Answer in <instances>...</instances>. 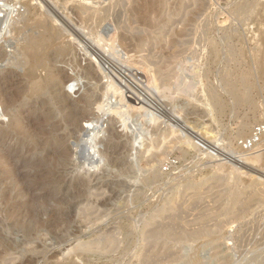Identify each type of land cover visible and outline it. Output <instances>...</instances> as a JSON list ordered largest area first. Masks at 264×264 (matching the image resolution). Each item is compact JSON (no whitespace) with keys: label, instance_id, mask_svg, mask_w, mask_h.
Here are the masks:
<instances>
[{"label":"rangeland","instance_id":"obj_1","mask_svg":"<svg viewBox=\"0 0 264 264\" xmlns=\"http://www.w3.org/2000/svg\"><path fill=\"white\" fill-rule=\"evenodd\" d=\"M98 1L2 2L17 11L4 31L11 47L0 48V104L29 79L44 81L42 67L27 75L33 54L21 46L51 24L68 48L42 50L57 87L72 101L95 95L83 113L107 131L99 142L105 163L94 169L74 155L79 130L69 131L74 149L61 167L49 138L40 137L52 156L0 130V151L13 155L0 165V188L12 190H0V264H264V137L253 151L242 146L264 127V0ZM55 94L51 87L20 98L8 112L1 104L0 127L18 118L33 129L46 108L56 111ZM126 100L133 104L125 111Z\"/></svg>","mask_w":264,"mask_h":264},{"label":"bare ground","instance_id":"obj_2","mask_svg":"<svg viewBox=\"0 0 264 264\" xmlns=\"http://www.w3.org/2000/svg\"><path fill=\"white\" fill-rule=\"evenodd\" d=\"M98 1V0H97ZM3 2V1H2ZM53 2V1H52ZM99 2V1H98ZM83 3V2H82ZM41 4V3H40ZM47 4V3H46ZM4 5V4H3ZM44 5V4H43ZM51 5V4H50ZM53 5V4H52ZM5 6V5H4ZM87 7H88V5H86ZM85 6V7H86ZM98 6V5H97ZM107 6V5H106ZM7 7H9V6H7ZM11 7H13V6H11ZM15 7V6H14ZM13 7V8H14ZM45 7V6H44ZM69 7V6H68ZM91 6H89V8H90ZM102 7V6H101ZM24 8V7H23ZM60 8V7H59ZM70 8V7H69ZM25 9V8H24ZM23 9V10H24ZM52 9H54L53 7H52ZM72 9V8H71ZM105 9V8H104ZM59 10V9H58ZM67 10H69V9H67ZM97 10V9H96ZM95 10V11H96ZM102 10V9H101ZM62 11V10H61ZM23 12V11H22ZM86 12V11H85ZM100 12V11H99ZM1 13H3V11L2 10H0V15H1ZM51 13V12H50ZM57 13V12H56ZM59 13V12H58ZM62 13V12H61ZM68 13H69V11H68ZM82 13H84V12H82ZM94 13V12H93ZM109 13V12H108ZM32 14V13H31ZM106 14V13H105ZM54 15V14H53ZM70 15V14H69ZM75 15V14H74ZM92 15H94V14H92ZM102 15V14H101ZM145 15V14H144ZM51 16V15H50ZM61 15H59V17H60ZM97 16V15H96ZM104 16V15H103ZM106 16H107V14H106ZM47 17V16H46ZM71 17V16H70ZM78 17V16H77ZM141 17V16H140ZM94 18H96V17H94ZM93 18V19H94ZM99 18H100V16H99ZM18 19V18H17ZM23 19V18H22ZM50 19V18H49ZM57 19V18H56ZM75 19H76V17H75ZM147 19V18H146ZM65 20V19H64ZM73 20V19H72ZM79 20V19H78ZM107 20V19H106ZM94 21H95V19H94ZM54 22V21H53ZM69 22H71V20L69 21ZM104 22V21H103ZM102 22V23H103ZM64 23V22H63ZM62 23V24H63ZM17 24V23H16ZM82 24V23H81ZM96 24V23H95ZM98 24V23H97ZM77 25H79V24H77ZM76 25V26H77ZM45 27V29L42 31L43 33H40L41 34V36L40 37H35V39H34V37H33V39L34 40H31V38H30V42L28 43V42H24V40H23V42H24V44L25 45H22L21 47H24L25 48V50H27V51H29V52H31L32 54H33V60H32V63L30 64L31 66L29 67V69H28V76H31V78H32V76H34V74L36 75V71L39 69V68H43V69H45L46 71H47V73H46V75H45V79H44V81L42 82V83H38V82H36L35 81V79H29L30 81H32L31 83L30 82H28L27 80V82L28 83H25V85H24V88H20L19 89V91L17 92V93H15V94H12V95H9V98L6 100V98H5V102L3 101V104L5 103V105L4 106H6L7 108H6V110L5 109H3V110H1L2 108H1V106L3 105L2 103V105L0 104V117H2L1 115H3L4 113H1L2 111L3 112H8V108L10 107V106H14L15 104H16V102H18V104H19V99L20 98H31V97H33L34 95H37V94H39L42 90H49V88L51 89V87L52 88H54L55 90H56V94H55V97H54V99H55V105H56V111L58 110V113H56V111H54V109L52 110L50 107H48V109L50 108V110H47V108H46V110H45V112H44V118H45V116H53V117H55L56 119H54V118H52V119H49V120H46L45 119V121H44V118L43 117H41L40 115H39V117L37 118V120L36 121H34L35 122V125L33 126V129H28L22 122H21V120L20 119H14V120H10V122H8V124H6V125H4V126H2V127H0V130H1V133H2V135L4 136V135H8L9 134V136L10 135H12V134H14V135H16V138L15 137H12V138H14V139H16V141H18V142H26V143H29V146L31 145V142H32V144L33 145H35L36 144V146H37V150L39 151V152H41V153H43V152H47L48 151V153L50 154V152H49V149H48V145H47V143H43L42 142V140H41V138H43V140H45L46 138H49L50 140H51V143L53 142L54 144H56V146L57 147H59V151L56 153L54 150V152L56 153L55 154V156H54V159L52 160L53 162H55L57 165L56 166H64L65 164H68V162H70L69 161V157L71 156L69 153V151L70 150H72V149H74L75 150V152H74V155H76V157H77V159H79V158H81V157H83V158H85V160H89L90 162H91V164L93 163V165H94V163H96V162H98V161H100V160H103V156H102V153H101V150H100V145H99V142L101 141V139H102V137H103V135H105L104 134V132L105 131H107V130H105L106 128H105V121L104 120H101V119H97V120H95V118H94V120H92L93 118H90L89 117V115H87V114H84L83 112H84V110H86L87 109V107L91 104L92 105V103H93V101L96 99V98H94V96L95 95H92V94H89L88 96H84L83 98H80V100L79 101H72V100H70L69 98H68V96L65 94V93H63V90L61 91V90H59L60 88H58L57 87V84H58V79H55L54 77V74H52L51 72H53V71H50V69H49V58L47 57V54H45V52H42V50H44V47H47V46H49V48L48 49H50L51 47H53V45H57L58 46V51H60V52H64V51H66L68 48H67V46H66V44H62V46H60L59 45V43H57V39H58V36H59V32L60 31H58V29H56V28H54V27H52L51 26V24H47V25H44ZM56 26V25H55ZM64 26V25H63ZM62 26V27H63ZM65 27V26H64ZM63 27V28H64ZM70 27V26H69ZM78 27V26H77ZM86 27V26H85ZM85 27H84V29H85ZM88 27V26H87ZM113 27V26H112ZM30 28V27H29ZM61 28V27H60ZM81 28V27H80ZM79 28V29H80ZM116 28V27H115ZM28 29V28H27ZM33 29V28H32ZM65 29V28H64ZM70 29V28H69ZM76 29V28H75ZM116 29H118V28H116ZM115 29V30H116ZM78 30V29H77ZM81 30H83V29H81ZM120 30V29H119ZM140 30H142V29H140ZM5 30L4 29H2V28H0V48H2V47H8V46H10L11 45V41H10V39H8L9 37V35L8 36H6L8 33H6V35L4 36V34H5V32H4ZM8 31H11V29L10 30H8ZM15 31V30H14ZM64 31V30H63ZM68 31V30H67ZM84 31V30H83ZM30 32H33V30L32 31H30ZM62 32V31H61ZM65 32V31H64ZM88 32V31H87ZM87 32H85V33H87ZM134 32V31H133ZM139 32V31H138ZM141 32V31H140ZM12 33V32H11ZM66 33V32H65ZM76 33V32H75ZM82 33V32H81ZM136 33V32H135ZM134 33V34H135ZM143 33V32H142ZM67 34H68V32H67ZM70 34V33H69ZM80 34V33H79ZM89 34H90V32H89ZM88 34V35H89ZM92 34V33H91ZM98 34V33H97ZM111 34V33H110ZM144 34V33H143ZM11 35V34H10ZM29 35V34H28ZM31 35V34H30ZM35 35H37V34H35ZM85 35V37H86V34H84ZM87 35V36H88ZM3 36L5 37V38H3ZM12 36V35H11ZM15 36V35H14ZM19 36V35H18ZM81 36V35H80ZM90 36H93V35H90ZM133 36V35H132ZM149 36V35H148ZM147 36V37H148ZM23 37V36H22ZM31 37H32V35H31ZM75 37V36H74ZM134 37V36H133ZM11 38V37H10ZM17 38V37H16ZM18 38H20V37H18ZM89 38V37H88ZM93 38V37H92ZM98 37H96L95 39H97ZM149 38V37H148ZM23 39V38H22ZM24 39H25V37H24ZM28 39V38H27ZM94 39V38H93ZM114 39V38H113ZM133 39V38H132ZM140 39V38H139ZM146 39V38H145ZM69 40V39H68ZM71 40V39H70ZM88 40V39H87ZM137 40H138V38H137ZM19 41V40H18ZM81 41V40H80ZM101 41V40H100ZM99 41V42H100ZM113 41V40H112ZM76 42V41H75ZM98 42V43H99ZM18 43V42H17ZM86 43V42H85ZM92 43V42H91ZM96 43V42H95ZM21 44V43H20ZM70 44V43H69ZM97 44V43H96ZM102 44V43H101ZM136 44V43H135ZM50 45H51V47H50ZM55 45V46H56ZM17 46V45H16ZM56 46V47H57ZM70 46V45H69ZM76 46V45H75ZM79 46V45H78ZM104 46V45H103ZM11 47V46H10ZM84 47V46H83ZM98 47V46H97ZM78 48V47H77ZM92 48V47H91ZM109 48V47H108ZM52 49V48H51ZM57 49V48H56ZM101 49V48H100ZM105 49V48H104ZM107 49V48H106ZM22 50V49H21ZM54 50V49H53ZM1 51V50H0ZM26 51V52H27ZM51 51V50H50ZM49 51V52H50ZM69 51V50H68ZM102 51V50H101ZM15 52V51H14ZM17 53H18V51H16ZM42 52V53H41ZM56 52H57V50H56ZM106 52V51H105ZM108 52V51H107ZM46 53H48V52H46ZM70 53V52H69ZM87 53V52H86ZM89 53V52H88ZM87 53V54H88ZM96 53H99V50L98 49H96ZM95 53V54H96ZM101 53V52H100ZM113 53V52H112ZM13 54V53H12ZM19 54V53H18ZM17 54V55H18ZM49 54V53H48ZM54 54V53H53ZM58 54V53H57ZM75 54V53H74ZM90 54V53H89ZM110 54H111V52H110ZM17 55L16 56H13V58L15 57H17ZM62 55V54H61ZM73 55V54H72ZM99 55V54H98ZM108 55V54H107ZM113 55H116L115 53L113 54ZM67 56V55H66ZM91 56V55H90ZM149 56V55H148ZM18 57H20V55L18 56ZM92 57V56H91ZM98 57V56H97ZM11 58V57H10ZM12 58V59H13ZM79 58V57H78ZM100 58V57H99ZM99 58L97 59V61L99 60ZM111 58V57H110ZM117 58H118V56H117ZM4 59V58H3ZM62 59L63 58H61V61H62ZM92 59V58H91ZM90 59V60H91ZM139 59V58H138ZM141 59V58H140ZM144 59V58H143ZM1 60V59H0ZM8 60V59H7ZM15 60V59H14ZM95 60V59H94ZM133 61L134 60H136V59H132ZM6 61V60H5ZM96 61V60H95ZM128 61V60H127ZM140 61V60H139ZM144 61V60H143ZM149 61V60H148ZM15 62V61H14ZM131 62V61H130ZM6 63V62H5ZM11 63V62H10ZM28 63V62H27ZM87 63V62H86ZM101 64V66L102 67H108V66H111V64H110V62H106V61H104V62H100ZM127 63V62H126ZM125 63V64H126ZM134 63V62H133ZM143 63V62H142ZM141 63V64H142ZM2 64V63H1ZM80 63H78V65H79ZM92 64V63H91ZM96 64H98V63H96ZM95 64V65H96ZM113 64V63H112ZM130 64V63H129ZM129 64H126V65H129ZM139 64V63H138ZM141 64H139V65H141ZM94 65V64H93ZM134 65V64H133ZM137 65V64H136ZM146 65V64H145ZM113 66V65H112ZM111 66V67H112ZM118 66H119V64H118ZM142 66V65H141ZM86 67V66H85ZM85 67H83V68H85ZM111 67H109L110 68V70H111ZM131 67V66H130ZM137 67V66H136ZM135 67V68H136ZM51 68V67H50ZM120 68V67H119ZM101 69L102 68H100V70L99 71H101ZM116 69V68H115ZM144 69H145V67H144ZM87 70H89V68L87 69ZM106 70H107V68H106ZM105 70V71H106ZM121 70H123V69H121ZM50 71V72H49ZM86 71V70H85ZM104 71V72H105ZM108 71V70H107ZM171 71V70H170ZM89 72V71H88ZM92 73V72H91ZM91 73H90V75H91ZM100 73V72H99ZM103 73V72H102ZM150 73V72H149ZM171 73V72H170ZM173 73V72H172ZM171 73V74H172ZM56 74V73H55ZM104 74V73H103ZM113 74H115L114 72H113ZM117 74V73H116ZM168 74V73H167ZM26 75V76H27ZM57 75H59V74H57ZM98 75H100V74H98ZM137 75V74H136ZM145 75V74H144ZM151 75V74H150ZM25 76V75H24ZM27 76V77H28ZM43 76V75H42ZM59 76H61V75H59ZM117 76V75H116ZM115 76V77H116ZM118 76H119V74H118ZM117 76V77H118ZM124 76V75H123ZM8 77V76H7ZM97 77V76H96ZM104 77H106L105 75H104ZM120 77V76H119ZM155 77V76H154ZM175 77V76H174ZM25 78V77H24ZM23 78V79H24ZM30 78V77H29ZM44 78V77H43ZM42 78V79H43ZM112 78V77H111ZM121 78V77H120ZM2 79V78H1ZM7 79H9V78H7ZM21 79V78H20ZM26 79H28V78H26ZM118 79V78H117ZM127 79H128V77H127ZM15 80V79H14ZM77 80V79H76ZM103 80V79H102ZM116 80V79H115ZM144 80V79H143ZM112 81V80H111ZM122 81V80H121ZM152 81V80H151ZM150 81V82H151ZM23 82V81H22ZM25 82V81H24ZM110 82V81H109ZM123 82V81H122ZM148 82V81H147ZM152 82H154V81H152ZM6 83V82H5ZM4 83V84H5ZM112 83H113V81H112ZM111 83V84H112ZM132 83V82H131ZM156 83V82H155ZM154 83V84H155ZM15 84V83H14ZM123 84V83H122ZM148 84V83H147ZM159 84V83H158ZM165 84V83H164ZM231 84V83H230ZM229 84V85H230ZM23 85V84H22ZM61 85H63V84H61ZM114 84H112V86H113ZM116 85V84H115ZM114 85V86H115ZM128 85V84H127ZM126 85V86H127ZM152 85V84H151ZM156 85V84H155ZM232 85V84H231ZM64 86V85H63ZM62 86V87H63ZM116 86H118V85H116ZM129 86V85H128ZM139 86V85H138ZM124 87V86H123ZM129 87H131V86H129ZM140 87H141V84H140ZM233 87V86H232ZM235 87V86H234ZM233 87V88H234ZM5 88V87H4ZM12 88V87H11ZM112 88V87H111ZM118 88V90H116V91H118L117 93H118V95H119V91L120 90H122V89H120V87L118 86L117 87ZM134 88V87H133ZM87 89V88H86ZM135 89V88H134ZM139 89V88H138ZM148 89H150L149 87H148ZM151 89H153V88H151ZM2 90V89H1ZM6 90V89H5ZM88 90V89H87ZM114 90V91H115ZM146 90H147V88H146ZM236 90V89H235ZM137 91V90H136ZM230 91V90H229ZM232 91V90H231ZM2 92V91H1ZM54 92V91H53ZM88 92V91H87ZM130 92V91H129ZM143 93H144V91H142ZM4 93L6 94V92L4 91ZM55 93V92H54ZM132 93V92H131ZM134 93H135V91H134ZM146 93H148L147 91L145 92V95H146V97L148 98V99H150V98H152L150 95H151V93H150V95H148V94H146ZM84 94V93H83ZM87 94V93H86ZM104 94H106V93H104ZM108 94V93H107ZM121 94V93H120ZM141 94V93H140ZM139 94V95H140ZM237 94V93H236ZM135 95V94H134ZM234 95V94H233ZM238 95V94H237ZM106 96V95H105ZM123 96V95H122ZM122 96H120L119 95V97H122ZM136 97H137V94H136ZM236 97V96H235ZM238 97H239V95H238ZM1 98V97H0ZM43 98V97H42ZM108 98V97H107ZM140 98V97H139ZM142 98V97H141ZM146 98V99H147ZM3 99V98H2ZM46 99V98H45ZM122 99V98H121ZM124 100H125V98H123ZM122 99V100H123ZM236 99H237V97H236ZM19 100V101H18ZM141 100V99H140ZM152 100V99H151ZM238 100V99H237ZM103 101V100H102ZM127 101V100H126ZM147 101V100H146ZM153 101V100H152ZM151 101V102H152ZM44 102V101H43ZM145 102V101H144ZM149 102V104L151 103L150 102V100L148 101ZM147 102V103H148ZM45 103H46V101H45ZM126 104L128 103V101L127 102H125ZM146 103V102H145ZM146 103V104H147ZM29 104V103H28ZM89 104V105H88ZM133 104V103H132ZM131 104V105H132ZM153 104V103H152ZM85 105H88V106H85ZM131 105L129 106V104H127L126 105V108L127 107H131ZM37 106V105H36ZM135 106V105H134ZM26 107V106H25ZM40 107V106H39ZM100 107V106H99ZM105 107V106H104ZM104 107H103V110H104ZM124 107V106H123ZM141 107L143 108V106L141 105ZM147 107V106H146ZM5 108V107H4ZM12 108V107H11ZM43 108V107H42ZM107 108V107H106ZM110 108V107H109ZM134 108V107H133ZM135 108H136V106H135ZM134 108V109H135ZM39 109V108H38ZM93 109V108H92ZM32 110V109H31ZM88 110V109H87ZM89 110H91V109H89ZM88 110V111H89ZM110 110V109H109ZM112 110V109H111ZM121 110V109H120ZM123 110V109H122ZM126 110H128V108L127 109H125V111ZM130 110H133L132 108L130 109ZM129 110V111H130ZM101 111V110H100ZM128 111V112H129ZM153 111V110H152ZM41 112V111H40ZM103 112H105V110L103 111ZM108 112V111H107ZM155 112V111H154ZM153 112V113H154ZM89 113V112H88ZM6 114V113H5ZM4 114V115H5ZM23 114V113H22ZM113 114V113H112ZM115 114V113H114ZM118 114V113H117ZM129 114H130V112H129ZM152 114V113H151ZM158 114V113H157ZM41 115H43L42 113H41ZM156 115V114H155ZM154 115V116H155ZM177 115V114H176ZM8 116V115H7ZM96 117V116H95ZM157 117V116H156ZM174 117V116H173ZM179 117V116H178ZM5 118V117H4ZM153 116L151 115L150 116V118H149V120H153ZM170 118V117H169ZM9 119V118H8ZM26 120V119H25ZM35 120V119H34ZM154 120H156V119H154ZM165 121V120H164ZM168 121V120H167ZM110 122V121H109ZM1 123V122H0ZM34 124V123H33ZM173 124V123H172ZM175 124V123H174ZM185 125V124H184ZM127 126V125H126ZM125 126V127H126ZM175 126V125H174ZM244 126H246V125H244ZM243 126V127H244ZM172 127H173V125H172ZM175 128V127H174ZM192 128V127H191ZM193 128H195V127H193ZM203 128V127H202ZM73 129H75V130H79L80 132H82L79 136H80V138L78 139V140H76L74 143L72 142V146L74 147V148H72V147H69V144L67 145L66 144V142L69 140L68 139V136H69V131L70 130H72L73 131ZM194 130V129H193ZM197 130V129H196ZM78 131V132H79ZM191 131V130H190ZM199 131V130H198ZM79 132V133H80ZM132 132V131H131ZM135 132V131H134ZM70 133H71V131H70ZM110 133V132H109ZM112 133V132H111ZM115 133V132H114ZM174 133V132H173ZM196 133H197V131H196ZM205 133V132H204ZM116 135H117V133H115ZM131 134V133H130ZM167 134V133H166ZM165 134V135H166ZM71 135V134H70ZM107 135V134H106ZM120 135V134H119ZM169 135V134H168ZM200 135V134H199ZM202 135V134H201ZM206 135V134H205ZM118 136V135H117ZM132 136V135H131ZM7 137V136H6ZM5 137V138H6ZM41 137V138H40ZM73 137V136H72ZM106 137V136H105ZM116 137V136H115ZM128 137V136H127ZM210 137V136H209ZM0 138H1V136H0ZM3 138V137H2ZM8 138V137H7ZM11 138V137H10ZM45 138V139H44ZM76 138V137H75ZM196 138V137H195ZM9 139V138H8ZM68 139V140H67ZM120 139V138H119ZM136 139V138H135ZM109 140V139H108ZM176 140H178L177 138H176ZM211 140V139H210ZM135 141V140H134ZM137 141V140H136ZM192 141V140H191ZM194 141V140H193ZM261 141H263V140H261ZM260 141V142H261ZM45 142H46V140H45ZM113 142V141H112ZM127 142V141H126ZM210 142V141H209ZM10 143V142H9ZM35 143V144H34ZM132 143H135V142H132ZM131 143V144H132ZM21 144H24V143H21ZM104 144V143H103ZM192 144H193V142H192ZM32 145V146H33ZM70 145V146H71ZM106 145V144H105ZM145 145V144H144ZM188 145H190V144H188ZM260 145V144H259ZM23 146V145H22ZM26 146V145H25ZM50 146H52V144L50 145ZM133 146V145H132ZM147 146V145H146ZM53 147V146H52ZM105 147V146H104ZM211 147V146H210ZM217 147H219V146H217ZM259 147V146H258ZM2 148V147H1ZM29 148H31V147H29ZM28 148V149H29ZM35 149H36V147H34ZM72 148V149H71ZM132 148V147H131ZM148 148V147H147ZM150 148V147H149ZM256 148V147H255ZM17 149V148H16ZM15 149V150H16ZM22 149V148H21ZM51 149V148H50ZM53 149V148H52ZM58 149V148H57ZM144 149V148H143ZM10 150V149H9ZM14 150V149H13ZM135 150V149H134ZM138 150V149H137ZM150 150V149H149ZM252 150V149H251ZM258 150V149H257ZM52 151V150H51ZM136 151V150H135ZM226 151V150H225ZM253 151V150H252ZM255 151V150H254ZM8 152V153H7ZM7 152H3V151H0V165H6L7 164V166H9L8 165V159H10L11 158V156H13L12 154L10 155L9 154V151H7ZM19 152V151H18ZM20 152H21V150H20ZM29 152V151H28ZM33 152V151H32ZM37 152V151H36ZM38 152V153H39ZM71 152H73V151H71ZM141 152V151H140ZM148 152V151H147ZM221 152V151H220ZM232 152V151H231ZM250 152V151H249ZM249 152H247V153H249ZM40 153V154H41ZM162 153H164V152H162ZM252 153V152H251ZM17 154V153H16ZM26 154V153H25ZM24 154V155H25ZM47 154V153H46ZM72 155H73V153H71ZM104 154V153H103ZM136 154V153H135ZM246 154V153H245ZM18 155V154H17ZM29 155V154H28ZM36 155V154H35ZM51 155V154H50ZM53 155H54V153H53ZM160 155V154H159ZM242 155V154H241ZM39 156V155H38ZM43 156H45V155H43ZM52 156V155H51ZM24 158V157H23ZM105 158V157H104ZM218 158V157H217ZM25 159V158H24ZM34 159V158H33ZM36 159V158H35ZM71 159V158H70ZM82 159V158H81ZM80 159V160H81ZM161 159V158H160ZM229 159V158H228ZM248 159V158H247ZM246 159V160H247ZM55 160V161H54ZM252 160V159H251ZM10 161V160H9ZM13 161V160H12ZM11 161V162H12ZM18 161V160H17ZM23 161V160H22ZM73 161H74V159H73ZM88 161V162H89ZM160 161V160H159ZM16 162V161H15ZM75 162V161H74ZM80 162V161H79ZM88 162H86V163H88ZM103 162H104V160H103ZM102 162V163H103ZM13 163H14V161H13ZM17 163V162H16ZM26 163V162H25ZM33 163V162H32ZM80 163H83V162H80ZM105 163V162H104ZM254 163V162H253ZM15 165H17V164H15ZM101 165V164H100ZM249 165V164H248ZM248 165H247V167H248ZM253 165V164H252ZM32 166V165H31ZM36 166V165H35ZM68 166V165H67ZM80 166H82V165H80ZM86 166H89V167H92V165L90 166V163L88 164V165H86ZM99 167V165L98 164H95L94 165V169H95V167ZM14 167V166H13ZM88 167V168H89ZM8 168V167H7ZM38 168V167H37ZM87 168V169H88ZM93 168V167H92ZM231 168V167H230ZM34 169V168H33ZM45 169V168H44ZM68 169V168H67ZM229 169V168H228ZM261 169V168H260ZM24 170V169H23ZM31 170V169H30ZM35 170H36V168H35ZM34 170V173L37 171H35ZM73 170V169H72ZM226 170V169H225ZM235 170V169H234ZM254 170H255V168H254ZM44 171V170H43ZM42 171V172H43ZM68 171V170H67ZM82 171H83V169H82ZM218 171V170H217ZM19 172V171H18ZM28 172H30V171H28ZM31 172H32V170H31ZM262 172V171H261ZM23 173V172H22ZM39 173H41V172H39ZM38 173V174H39ZM218 173V172H217ZM239 173V172H238ZM2 174H3V172H2ZM14 174V173H13ZM19 175H21V173H18ZM51 174V173H50ZM86 174V173H85ZM89 174V173H88ZM87 174V175H88ZM228 174V173H227ZM231 174V173H230ZM261 174V173H260ZM18 175V176H19ZM29 175H31V173L29 174ZM40 175H42V174H40ZM236 175V174H235ZM34 176V175H33ZM77 176V175H76ZM231 177H233V175H230ZM36 177H38L37 175H36ZM220 177V176H219ZM230 177V178H231ZM235 177V176H234ZM259 177V176H258ZM3 178V177H2ZM229 178V179H230ZM239 177H237V179H238ZM221 179V178H220ZM207 180V179H206ZM231 180V179H230ZM234 180V179H233ZM255 180V179H254ZM258 180V179H257ZM263 180V179H262ZM221 181V180H220ZM228 180H226L225 182H227ZM261 181V180H260ZM257 182V181H256ZM223 183V182H222ZM230 183V182H229ZM228 183V184H229ZM12 184V183H11ZM10 184V185H11ZM18 184V183H17ZM37 184H38V182H37ZM259 184H261V183H259ZM258 184V185H259ZM5 185H6V183H5ZM49 185V184H48ZM2 186V185H1ZM9 185H7L6 187L5 186H2V187H5V188H0V190H2L3 192H1L2 193V195H3V193L4 194H7L8 195V193L10 192V191H12L11 190V187H8ZM19 186V185H18ZM18 186L16 185V186H14L15 187V189H16V191H18ZM232 186V185H231ZM254 186V185H253ZM13 187V186H12ZM22 187H23V185H22ZM27 187V186H26ZM31 187V186H30ZM228 187V186H227ZM256 187V186H255ZM20 188V187H19ZM41 188V187H40ZM259 188V187H258ZM261 188V187H260ZM25 189V188H24ZM29 188H27L26 190H28ZM32 189H34V188H32ZM42 189V188H41ZM31 190V189H30ZM229 190H231V189H229ZM257 190V189H256ZM262 190V189H261ZM15 190H14V192H16ZM21 191V190H20ZM259 191V190H258ZM262 192V191H261ZM13 193V192H12ZM17 193V192H16ZM22 193V192H21ZM257 193H259V192H257L256 191V195H257ZM19 194V193H18ZM240 194V193H239ZM253 194V193H252ZM260 194V193H259ZM15 195V194H14ZM233 195V194H232ZM232 195H231V197H232ZM17 196V195H16ZM10 197H12V195H10ZM15 197V196H14ZM7 198V197H6ZM235 198V197H234ZM239 198V197H238ZM12 199V198H11ZM4 200V199H3ZM9 200H10V198H9ZM13 201V200H12ZM4 202V201H3ZM15 202V201H14ZM10 203V202H9ZM235 203V202H234ZM246 211V210H245ZM247 211H249V209L247 210ZM151 219V218H150ZM195 219V218H194ZM179 220V219H178ZM183 220H185V219H183ZM191 220V219H190ZM147 221V220H146ZM176 221V220H175ZM188 222V221H187ZM191 222V221H190ZM173 223V222H172ZM176 223H177V221H176ZM181 223V222H180ZM162 224V223H161ZM219 224V223H218ZM222 224V223H221ZM224 224V223H223ZM179 225V224H178ZM177 225V226H178ZM186 225H188V224H186ZM193 225V224H192ZM146 226V225H145ZM153 226V225H152ZM164 226V225H163ZM169 226H171V225H169ZM180 226V225H179ZM215 226H216V224H215ZM156 227V226H155ZM158 227V226H157ZM191 227V226H190ZM222 227H223V225H222ZM181 228V227H180ZM201 228V227H200ZM199 228V229H200ZM218 228H220V226L218 227ZM144 229V228H143ZM157 229V228H156ZM207 229V228H206ZM148 230V229H147ZM177 230H179V229H177ZM201 230V229H200ZM203 230V229H202ZM210 230H212L211 228H210ZM217 230V229H216ZM216 230H214V231H216ZM220 230V229H219ZM154 231V230H153ZM168 231H169V229H168ZM195 231V230H194ZM204 231H206V230H204ZM204 231H203V233H204ZM213 231V232H214ZM157 232V231H156ZM171 232V231H170ZM179 232V231H178ZM195 232H197V231H195ZM212 232V233H213ZM148 233V232H147ZM154 233V232H153ZM166 233H169V232H166ZM210 233H211V231H210ZM217 233H218V231H217ZM176 234V233H175ZM185 234H187V233H185ZM197 234V233H196ZM208 234V233H207ZM148 235V234H147ZM146 235V236H147ZM174 235V234H173ZM178 235V234H177ZM176 235V236H177ZM145 236V237H146ZM153 236V235H152ZM165 236H166V234H165ZM154 237V236H153ZM159 237H161V236H159ZM167 237V236H166ZM185 237V236H184ZM188 237V236H187ZM152 238V237H151ZM190 238V237H189ZM153 239H155V238H153ZM157 239V238H156ZM164 239V238H163ZM171 239V238H170ZM176 239V238H175ZM182 239V238H181ZM193 239V238H192ZM149 241H150V239H148ZM158 240V239H157ZM179 240V239H178ZM185 241V240H184ZM16 257V256H15ZM17 258V257H16ZM10 261V260H9ZM11 262H13V261H11ZM7 264V263H6Z\"/></svg>","mask_w":264,"mask_h":264},{"label":"built area","instance_id":"obj_3","mask_svg":"<svg viewBox=\"0 0 264 264\" xmlns=\"http://www.w3.org/2000/svg\"><path fill=\"white\" fill-rule=\"evenodd\" d=\"M2 1L3 0H0V10L3 11V13H1V15H0V28H2L4 30H8V28L11 25L13 14L17 10H15L13 8H6L3 5ZM263 137H264V127H258V128H256V130L254 131L253 135L250 138L245 139L242 142V146L244 149H251L254 145H256L258 142H260V140Z\"/></svg>","mask_w":264,"mask_h":264}]
</instances>
